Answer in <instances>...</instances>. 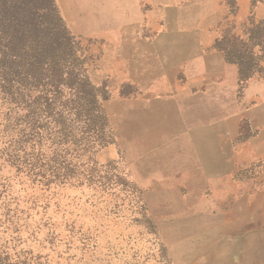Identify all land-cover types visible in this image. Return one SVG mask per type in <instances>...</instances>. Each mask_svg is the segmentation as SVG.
<instances>
[{
    "label": "rangeland",
    "instance_id": "rangeland-1",
    "mask_svg": "<svg viewBox=\"0 0 264 264\" xmlns=\"http://www.w3.org/2000/svg\"><path fill=\"white\" fill-rule=\"evenodd\" d=\"M176 1L234 89H188L164 26L130 38L132 0H36L25 41L0 31V264H264V0Z\"/></svg>",
    "mask_w": 264,
    "mask_h": 264
},
{
    "label": "crops",
    "instance_id": "crops-1",
    "mask_svg": "<svg viewBox=\"0 0 264 264\" xmlns=\"http://www.w3.org/2000/svg\"><path fill=\"white\" fill-rule=\"evenodd\" d=\"M151 11L146 14L145 0H132V7L137 10L136 19L128 23L131 30H135L133 36L138 41H144L139 38L146 29H160L161 32L152 40L153 43H161L163 47L167 48L168 56L175 59V63L181 67L182 71L188 76L187 88L202 86L203 82L194 83L193 73L203 74L209 71L220 72L223 78L226 77V82L222 84L225 89H234L235 80L238 78L235 73V68L227 62L226 56L223 52L218 50L203 51L198 48L194 50V36L200 34L196 32L197 28L193 30L186 28L185 17L180 13V7L176 0H147ZM147 20V21H146ZM200 45V44H199ZM198 45V47H199ZM141 55H149V51L143 48ZM153 55L156 56V54ZM162 55V54H161ZM160 55V56H161ZM166 56V55H162ZM222 78V80H223ZM198 81V79H197ZM199 82V81H198ZM234 82V83H233ZM182 103V102H179ZM179 120H182L180 117Z\"/></svg>",
    "mask_w": 264,
    "mask_h": 264
},
{
    "label": "trees",
    "instance_id": "trees-1",
    "mask_svg": "<svg viewBox=\"0 0 264 264\" xmlns=\"http://www.w3.org/2000/svg\"><path fill=\"white\" fill-rule=\"evenodd\" d=\"M35 1L0 0V31L6 34L15 46L18 42L25 41L31 33L27 21L30 16L36 15ZM52 8L55 9L54 5Z\"/></svg>",
    "mask_w": 264,
    "mask_h": 264
}]
</instances>
